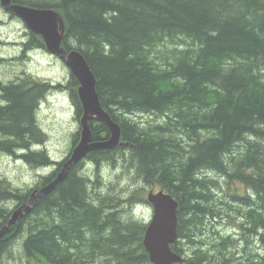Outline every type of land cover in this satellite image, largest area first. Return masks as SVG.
I'll list each match as a JSON object with an SVG mask.
<instances>
[{
	"label": "trees",
	"instance_id": "obj_1",
	"mask_svg": "<svg viewBox=\"0 0 264 264\" xmlns=\"http://www.w3.org/2000/svg\"><path fill=\"white\" fill-rule=\"evenodd\" d=\"M14 2L61 14L63 45L86 58L100 102L127 142L91 151L85 160L133 169L178 201L172 246L183 257L178 264H264V0ZM28 36L16 60L46 49L41 36L30 30ZM62 86L30 75L0 80V153L55 166L24 191L0 180V203L15 201L11 209L0 206V227L33 189L55 177L79 139L78 129L60 161L32 150L44 139L38 104ZM77 86L70 74L63 87L79 119ZM140 113L157 119L133 117ZM90 126L94 139L108 137L102 122ZM84 162L71 165L31 212L9 225L0 255L16 244L24 264H152L142 245L146 224L130 213L135 196L148 203L144 190L115 196L77 171ZM221 204L236 212L241 233L255 234L256 260L234 262L235 237H214L209 221Z\"/></svg>",
	"mask_w": 264,
	"mask_h": 264
},
{
	"label": "rangeland",
	"instance_id": "obj_2",
	"mask_svg": "<svg viewBox=\"0 0 264 264\" xmlns=\"http://www.w3.org/2000/svg\"><path fill=\"white\" fill-rule=\"evenodd\" d=\"M28 31L26 24L20 18L11 16L0 5V57L4 58L0 65V80L9 81L23 75H30L48 81L52 85L56 83L67 85L71 74L69 68L46 49H33L27 52L25 57L16 60L22 53V42L29 38ZM63 86L61 89L48 91L45 98L39 102L36 116L44 139L41 144L36 143L32 146V150H44L52 160L57 161L62 160L68 154L73 133L80 126L69 89ZM133 117L144 122L157 119L153 114L146 113H140ZM84 161L85 163L77 171L89 179H98L102 188L114 195L132 197L133 194H137L143 189L145 198H147L149 191L160 189L157 185L145 184L142 179L135 176L133 169L125 170L121 167L116 169L106 162L97 166L95 161ZM54 168V165L34 167L19 157L15 158L12 155L0 153V180L9 183L11 188L21 191L34 186L41 175L49 174ZM133 200L134 202L131 201L130 204L131 217L147 225L152 217L151 205L141 202L136 196ZM14 204L13 199H8L0 203V206L11 209ZM220 207L223 208V211L209 221V225L215 233L214 237L227 234L235 237L233 246L237 245L239 250L235 252L236 255H233L234 262L242 263L246 262L248 258L250 259L251 256L254 258L253 254L260 247L255 234L248 231L241 233V229L238 227L239 217L236 212L225 204H221ZM227 213L229 216L226 215ZM10 251V253L4 252L0 255V264H24L25 258L20 245L15 244ZM254 259L256 260V258Z\"/></svg>",
	"mask_w": 264,
	"mask_h": 264
},
{
	"label": "water",
	"instance_id": "obj_3",
	"mask_svg": "<svg viewBox=\"0 0 264 264\" xmlns=\"http://www.w3.org/2000/svg\"><path fill=\"white\" fill-rule=\"evenodd\" d=\"M4 9L24 21L27 28L42 37L45 48L58 56L69 68L77 80L76 88L82 106L79 118V139L73 146L67 159L62 163L57 175L48 183L31 191L28 199L17 207L9 220L0 227V237L8 230V225L15 223L24 214L31 212L38 200L52 191L64 180L71 165L82 160L85 156L98 149H113L124 146L121 127L102 107L96 91V77L86 58L76 49L63 45L65 24L61 14L54 8L19 5L13 0H0ZM102 122L108 129L107 138L96 140L92 137L90 122ZM147 201L152 207V217L146 225L142 245L152 264H178L183 261L181 254L172 249L178 242L177 211L178 201L163 189L149 191Z\"/></svg>",
	"mask_w": 264,
	"mask_h": 264
},
{
	"label": "bare ground",
	"instance_id": "obj_4",
	"mask_svg": "<svg viewBox=\"0 0 264 264\" xmlns=\"http://www.w3.org/2000/svg\"><path fill=\"white\" fill-rule=\"evenodd\" d=\"M13 2H14V0H13ZM19 5H25V4H20V3H18ZM1 5V4H0ZM2 6V5H1ZM2 8L4 9V7L2 6ZM5 10V9H4ZM6 11V10H5ZM7 12V11H6ZM16 16V15H15ZM17 17V16H16ZM19 18V17H18ZM22 20V19H21ZM23 21V20H22ZM24 22V21H23ZM72 49V48H71ZM78 51V50H77ZM80 52V51H79ZM81 53V52H80ZM52 54V53H51ZM52 55H54V54H52ZM56 56V55H55ZM62 63H64L58 56H56ZM65 64V63H64ZM66 65V64H65ZM67 66V65H66ZM68 67V66H67ZM48 82V81H47ZM97 91V90H96ZM99 96V95H98ZM80 104H81V102H80ZM102 105V104H101ZM82 107V106H81ZM103 107V106H102ZM106 110V109H105ZM107 111V110H106ZM108 112V111H107ZM109 113V112H108ZM81 114H82V111H81ZM81 114H80V116H81ZM110 114V113H109ZM110 116H111V114H110ZM112 117V116H111ZM80 118V117H79ZM80 128V127H79ZM122 142H124V146H126L127 145V142L126 141H123V140H121ZM118 146H120V145H118ZM124 146H120V147H124ZM117 147V146H116ZM18 158V157H17ZM85 158H86V156H85ZM85 158H83L82 160H85ZM82 160H79L78 162H76V163H74V164H78L79 162H81ZM56 161V160H55ZM90 161H93V160H90ZM100 161V160H99ZM85 163V162H84ZM82 166V165H81ZM81 166H79V169L81 168ZM71 167V166H70ZM69 170V169H68ZM68 173V172H67ZM56 175H57V173H56ZM19 207V206H18ZM14 211V210H13ZM9 220V219H8ZM18 221V219L16 220V222ZM11 224H13V223H11ZM10 225V224H9ZM9 225H8V230H9ZM8 230L0 237V240H1V238H3L4 236H5V234L8 232ZM181 263V262H180Z\"/></svg>",
	"mask_w": 264,
	"mask_h": 264
}]
</instances>
